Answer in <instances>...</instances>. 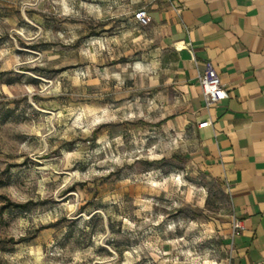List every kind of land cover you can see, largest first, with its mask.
Returning <instances> with one entry per match:
<instances>
[{
  "label": "rangeland",
  "instance_id": "obj_1",
  "mask_svg": "<svg viewBox=\"0 0 264 264\" xmlns=\"http://www.w3.org/2000/svg\"><path fill=\"white\" fill-rule=\"evenodd\" d=\"M42 1L0 0V264H218L226 195L136 80L121 99L116 0Z\"/></svg>",
  "mask_w": 264,
  "mask_h": 264
},
{
  "label": "crops",
  "instance_id": "obj_2",
  "mask_svg": "<svg viewBox=\"0 0 264 264\" xmlns=\"http://www.w3.org/2000/svg\"><path fill=\"white\" fill-rule=\"evenodd\" d=\"M44 2L48 13L63 14V0ZM131 2L114 1L122 13H111L121 19L112 40L138 53L136 65L123 69L133 72L121 75V99L136 80L153 98L156 121L186 138L195 168L222 187L230 219L218 227V264H264V0ZM139 8L145 25L133 18ZM207 64L228 94L209 107L197 81ZM232 218L242 221L239 233L232 234Z\"/></svg>",
  "mask_w": 264,
  "mask_h": 264
},
{
  "label": "built area",
  "instance_id": "obj_3",
  "mask_svg": "<svg viewBox=\"0 0 264 264\" xmlns=\"http://www.w3.org/2000/svg\"><path fill=\"white\" fill-rule=\"evenodd\" d=\"M133 18L143 25L148 22L144 8H139L135 11ZM197 81L205 107L218 104L228 96L217 73L209 64L205 66L203 72L198 76ZM209 123V120L201 121L197 124V127L201 128L207 126ZM241 230H243L242 221L239 219H233L231 223L232 234L239 233Z\"/></svg>",
  "mask_w": 264,
  "mask_h": 264
},
{
  "label": "trees",
  "instance_id": "obj_4",
  "mask_svg": "<svg viewBox=\"0 0 264 264\" xmlns=\"http://www.w3.org/2000/svg\"><path fill=\"white\" fill-rule=\"evenodd\" d=\"M13 204V203H12ZM13 206H15V207H20V206H22V205H19V204H13Z\"/></svg>",
  "mask_w": 264,
  "mask_h": 264
}]
</instances>
